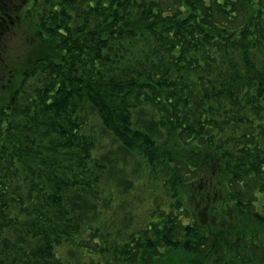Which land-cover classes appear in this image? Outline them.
<instances>
[{"label": "trees", "instance_id": "16d2710c", "mask_svg": "<svg viewBox=\"0 0 264 264\" xmlns=\"http://www.w3.org/2000/svg\"><path fill=\"white\" fill-rule=\"evenodd\" d=\"M169 253L264 264V0H0V264Z\"/></svg>", "mask_w": 264, "mask_h": 264}, {"label": "rangeland", "instance_id": "374dc122", "mask_svg": "<svg viewBox=\"0 0 264 264\" xmlns=\"http://www.w3.org/2000/svg\"><path fill=\"white\" fill-rule=\"evenodd\" d=\"M27 42L28 41H26L25 44L24 43L22 44L19 40H16L15 43L11 44L12 41L9 40L8 44H7L6 48H5L6 53H7L6 54L7 58L12 56V55H17V56L22 55L24 46L27 47V45H28ZM176 257H178L177 254H176ZM174 259H175V254L169 253L168 256H166V257L162 258L161 260L157 261L155 264H167V263H169L170 261H172ZM183 259L185 261L184 263L188 264L186 262L188 261L189 258H185L184 257Z\"/></svg>", "mask_w": 264, "mask_h": 264}]
</instances>
